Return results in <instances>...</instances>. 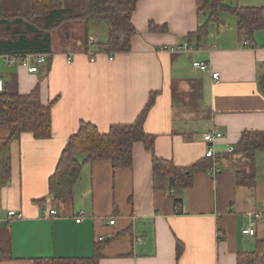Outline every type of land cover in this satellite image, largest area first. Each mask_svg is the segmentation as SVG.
<instances>
[{"label": "crops", "instance_id": "obj_1", "mask_svg": "<svg viewBox=\"0 0 264 264\" xmlns=\"http://www.w3.org/2000/svg\"><path fill=\"white\" fill-rule=\"evenodd\" d=\"M13 5L14 0H1L0 8L5 15L29 8L11 10ZM225 5L264 7V0H225ZM209 17L198 12L196 0H141L132 19L137 29L132 51L113 61L106 54L90 61L87 38L106 42L108 35L107 29L96 37L97 29L90 27L78 50H57L53 30L52 56L35 74L0 56L4 89L28 94L39 85L42 103L55 102L51 138L37 140L25 133L13 145L11 181L0 187V246L11 259L0 264L91 258L99 238L105 246L96 264H237L240 252L254 251L264 239V217L255 235L243 230L249 215L264 207V152L257 154L256 186L239 187L236 170L242 164L230 148L236 150L245 132L264 131L259 86L264 30L245 47L234 15L222 12L220 23L208 22ZM206 23L208 35L194 40L191 51H161L188 43V35ZM152 24L167 31H151ZM0 33H6L3 27ZM200 61L220 73L218 82L193 67ZM153 94L144 130L156 137L154 154L137 144L131 169L114 171L110 161L87 165L72 196L52 201L49 179L81 123L95 125L102 134L133 124ZM217 129L224 138L215 144L220 168L215 178L208 170L196 171L192 187L174 193L167 179L153 178V156L179 167L204 161L208 144L203 136ZM8 136V126L0 125V138ZM51 209L55 217H49ZM10 210L21 212L23 219L9 224ZM80 212L84 215L77 223ZM178 242L184 247L180 259Z\"/></svg>", "mask_w": 264, "mask_h": 264}, {"label": "trees", "instance_id": "obj_2", "mask_svg": "<svg viewBox=\"0 0 264 264\" xmlns=\"http://www.w3.org/2000/svg\"><path fill=\"white\" fill-rule=\"evenodd\" d=\"M28 1L29 8L24 13L5 15L0 8V27L8 33L6 36L0 35V56L52 54L51 32L69 19L87 24L92 21L106 23L107 41L95 43L94 51L103 54H124L132 51V41L137 35L132 19L141 0H85L83 5H77L73 10L64 6V0ZM196 5L199 13H209L208 22L220 23L222 12L234 15L237 18L240 38L248 44L253 42L258 31L264 30V7H227L225 0H196ZM149 29L155 32L167 31V28L153 24ZM207 35L208 23L188 35V44L194 40L199 43ZM85 47L87 53L88 38ZM259 86L264 95V75L260 77ZM54 103H42L39 85L28 94L3 90L0 97V124L8 126L9 136L0 138V187L7 186L11 181L12 148L23 134L30 133L37 140L51 138ZM154 103L153 94L133 124L113 126L107 134H102L91 123H81L77 133L69 139L55 173L49 179V196L52 201L64 202L72 196L87 165L110 161L114 171L131 169L137 144H143L154 154L156 137L144 130L145 121ZM259 152H264V131L245 132L233 152L242 164L236 170L237 186H256ZM212 164L211 159L205 158L191 167H179L173 161L153 156V178L167 179L171 189L185 190L192 187L196 171L209 170ZM103 242L97 244L91 258L37 259L34 264H96L104 250ZM183 251V244L178 242L177 259L181 258ZM9 259L10 251L0 246V261ZM237 264H264V239L257 241L254 251L240 252Z\"/></svg>", "mask_w": 264, "mask_h": 264}, {"label": "built area", "instance_id": "obj_3", "mask_svg": "<svg viewBox=\"0 0 264 264\" xmlns=\"http://www.w3.org/2000/svg\"><path fill=\"white\" fill-rule=\"evenodd\" d=\"M89 50L87 51V55L90 58V61L94 63L97 59V56L99 54L91 49L90 47L95 44V38L89 37ZM243 46L248 47L249 44L246 41H243ZM192 47L188 43H185L181 46L168 48L164 47L161 48V51H171V52H181V51H191ZM109 57L110 61H113L117 54H106ZM52 54H27V55H3V58L5 62L11 64V65H20L28 70L29 73H38L40 71V67L46 65L49 62L50 57ZM69 62L72 61L71 56L68 57ZM193 67L195 69H198L202 72H208L212 75V79L214 82H218L220 80V73L215 72L213 70V66L209 62H195L193 64ZM3 81L0 80V92H3ZM224 134L219 130H212L210 132H207L203 136V140L205 143L208 144V149L205 153V158L211 159L213 161V164L209 168V173L215 178L220 173V168L217 163L216 158V151H215V144L218 140L223 139ZM235 150L234 148H230V152L233 153ZM175 190L172 191L174 193ZM49 217H55L57 215V211L54 209L49 210L48 213ZM84 215V212H80L79 218L76 220L77 223H80L82 221V217ZM264 217V207L261 211H256L249 215V222L248 226L243 230V233L246 235H255V228L257 225V221ZM23 219V214L19 211L10 210L7 212V219L6 221L10 224L12 221H19ZM110 225H115V220H109L108 221ZM103 238H99V242L103 241ZM138 242H142L143 238H137Z\"/></svg>", "mask_w": 264, "mask_h": 264}, {"label": "rangeland", "instance_id": "obj_4", "mask_svg": "<svg viewBox=\"0 0 264 264\" xmlns=\"http://www.w3.org/2000/svg\"><path fill=\"white\" fill-rule=\"evenodd\" d=\"M85 0H64V6L68 9H76L77 5H83ZM15 5L9 6L11 10L24 11L27 9L29 4L28 0H14ZM103 25V26H102ZM97 29V34L100 36L107 31L108 27L105 22L102 21H92L88 25L83 21L69 19L62 22L56 29H54V47L57 50H78L80 49L79 43L84 40L85 32L88 33V28ZM104 27V28H103ZM0 35H8L4 33ZM2 38H5L4 36ZM102 42L98 37L96 43ZM93 49V46L90 47Z\"/></svg>", "mask_w": 264, "mask_h": 264}, {"label": "water", "instance_id": "obj_5", "mask_svg": "<svg viewBox=\"0 0 264 264\" xmlns=\"http://www.w3.org/2000/svg\"><path fill=\"white\" fill-rule=\"evenodd\" d=\"M0 125H2V124H0Z\"/></svg>", "mask_w": 264, "mask_h": 264}]
</instances>
